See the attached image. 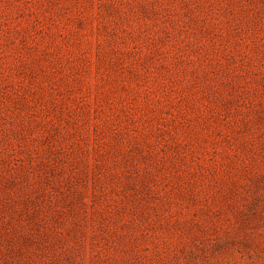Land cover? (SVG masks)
<instances>
[{"label":"rangeland","instance_id":"obj_1","mask_svg":"<svg viewBox=\"0 0 264 264\" xmlns=\"http://www.w3.org/2000/svg\"><path fill=\"white\" fill-rule=\"evenodd\" d=\"M0 264H264V0H0Z\"/></svg>","mask_w":264,"mask_h":264}]
</instances>
